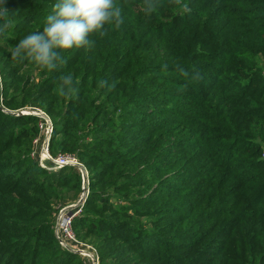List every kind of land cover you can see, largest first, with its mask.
I'll list each match as a JSON object with an SVG mask.
<instances>
[{"label":"trees","instance_id":"16d2710c","mask_svg":"<svg viewBox=\"0 0 264 264\" xmlns=\"http://www.w3.org/2000/svg\"><path fill=\"white\" fill-rule=\"evenodd\" d=\"M183 2L188 11L159 0L146 15L143 0H116L123 24L91 36V48L63 51L66 63L49 71L9 49L43 30L57 0H7L0 264H85L61 248L50 202L69 191L76 201L81 175L32 159L40 120L11 114L27 105L51 116L52 154L89 169L73 228L99 240L100 264H264V0ZM65 74L73 98L55 91Z\"/></svg>","mask_w":264,"mask_h":264},{"label":"clouds","instance_id":"9594fccd","mask_svg":"<svg viewBox=\"0 0 264 264\" xmlns=\"http://www.w3.org/2000/svg\"><path fill=\"white\" fill-rule=\"evenodd\" d=\"M171 3L188 11V5L183 0H171ZM159 6V0H143L146 15L156 12ZM123 22L122 7L117 5L116 0H57L52 13L46 17L43 30L30 33L11 46V58L19 62L31 61L38 68L51 71L66 63L61 55L63 51L91 48L94 46L91 36L104 34L106 25L118 28ZM13 27L7 0H0V37H6ZM177 70L184 77L190 76L182 65H177ZM198 76L193 68L191 79L195 80ZM60 81V86L55 89L60 97L73 98L77 95L78 89L71 74L62 75ZM99 84L104 87L107 81H100Z\"/></svg>","mask_w":264,"mask_h":264},{"label":"built area","instance_id":"2783aa9c","mask_svg":"<svg viewBox=\"0 0 264 264\" xmlns=\"http://www.w3.org/2000/svg\"><path fill=\"white\" fill-rule=\"evenodd\" d=\"M1 82V76H0ZM2 86H0V107L3 108ZM8 112L7 110H5ZM16 116H35L39 118L40 136L34 141V154L43 169L48 172L58 173L65 168H75L80 172L82 180L83 193L76 203L69 204L62 208L56 218L54 224L55 237L62 249L77 254L81 257L85 264H100V256L92 246L83 244L76 236L73 230V223L76 218L80 217L86 204L88 195L90 194V172L88 167L81 163L77 156L63 155L54 156L50 151V143L54 132V122L51 116H48L42 109L25 108L11 113ZM39 145V153L36 151ZM93 251V252H91ZM88 262V263H87Z\"/></svg>","mask_w":264,"mask_h":264},{"label":"rangeland","instance_id":"374dc122","mask_svg":"<svg viewBox=\"0 0 264 264\" xmlns=\"http://www.w3.org/2000/svg\"><path fill=\"white\" fill-rule=\"evenodd\" d=\"M26 108H30V109H32V108H36L34 105H32V106H30V105H27V106H25ZM37 108H39V107H37ZM41 108V107H40ZM25 109V108H24ZM39 145L40 144H38L37 145V147H36V151L39 153L40 151H39ZM33 149H34V146H33ZM33 153H32V159L34 160V158L35 157H33V154H34V151H32ZM264 153V152H263ZM61 154H63V155H66V154H64V153H61ZM264 155V154H263ZM80 160V159H79ZM37 162H38V164L40 163L38 160H36ZM81 161V160H80ZM81 163H82V161H81ZM82 164H84V163H82ZM40 165V164H39ZM85 166V165H84ZM40 167H41V165H40ZM86 167V166H85ZM42 168V167H41ZM70 168V167H69ZM43 169V168H42ZM71 169H73V171L72 170H70V171H72V172H75V168H71ZM44 170H46V169H44ZM47 171V170H46ZM48 172V171H47ZM48 173H50V172H48ZM52 173V172H51ZM50 173V174H51ZM80 173V172H79ZM57 188H60L59 186L57 187ZM61 189V188H60ZM66 191V190H65ZM75 192L74 191H69L68 192V196L66 195L65 196V198L63 197V198H61V200L60 201H50L51 203H53V211H54V213H53V215H52V224H53V228H54V224H55V221H56V218H57V216H58V213H59V211L62 209V208H64V207H66V206H69V204H72V203H76L75 202V200H72L71 198H69V196H71L72 194H74ZM80 193V194H79ZM79 193H77L78 194V198L76 199V201L77 200H79V198L81 197V195H82V193H83V190H80V192ZM66 197H68V198H66ZM82 214V213H81ZM143 221H146V219H143ZM147 225H149V223L147 224ZM157 228H163L164 229V231H167L169 228L168 227H166V225L164 224V223H158L157 224ZM73 230H74V228H73ZM183 230H185V228H182V231ZM177 232H180V229H178V228H174V230L169 234V235H174V233H177ZM76 234V233H75ZM54 235H55V233H54ZM78 237V236H77ZM57 238V237H56ZM79 238V237H78ZM79 240L83 243V244H85V245H90V247L92 246L95 250H97V248L99 247L98 246V243H99V240L97 239V238H95V237H88V239H85V236L84 235H82V234H80V238H79ZM91 247V248H92ZM91 252H93V251H91ZM97 252H98V250H97ZM98 254H99V252H98ZM134 256H136V254L135 253H132L131 252V254H129V256H128V258L127 259H131L132 257H134ZM88 263V262H87Z\"/></svg>","mask_w":264,"mask_h":264}]
</instances>
